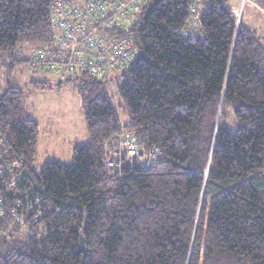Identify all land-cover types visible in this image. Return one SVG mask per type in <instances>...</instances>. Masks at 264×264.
<instances>
[{"label": "trees", "instance_id": "16d2710c", "mask_svg": "<svg viewBox=\"0 0 264 264\" xmlns=\"http://www.w3.org/2000/svg\"><path fill=\"white\" fill-rule=\"evenodd\" d=\"M52 2L0 0V264H264V38L228 0H139L116 29L137 50L130 67L54 83L73 82L88 140L69 163L38 164L39 125L13 76L22 63L49 72L29 59L53 39ZM126 133L158 156L119 160Z\"/></svg>", "mask_w": 264, "mask_h": 264}, {"label": "built area", "instance_id": "2783aa9c", "mask_svg": "<svg viewBox=\"0 0 264 264\" xmlns=\"http://www.w3.org/2000/svg\"><path fill=\"white\" fill-rule=\"evenodd\" d=\"M253 1L241 0L242 3ZM138 9L139 0H53L50 18L53 39L33 49L29 67L48 70L61 79L89 74L100 80L120 73L131 66L138 54L132 39L117 34L116 29L131 23ZM198 9L192 5L189 11L194 30ZM232 13L238 22L240 13L237 10ZM114 151L113 155L119 160L138 157L144 164L159 154L154 147L142 151L128 133L121 135ZM16 164L12 161L10 166ZM106 166L114 167L117 163L109 158Z\"/></svg>", "mask_w": 264, "mask_h": 264}, {"label": "rangeland", "instance_id": "374dc122", "mask_svg": "<svg viewBox=\"0 0 264 264\" xmlns=\"http://www.w3.org/2000/svg\"><path fill=\"white\" fill-rule=\"evenodd\" d=\"M259 1L262 4L258 6L242 3L241 0H228V4L231 10L235 9L240 13L238 22L240 21L244 27L263 38L264 9L262 7H264V2ZM31 51L32 49H29V52ZM13 78H15L16 85L24 90L29 114L37 120L39 125L37 163L42 164L44 161L51 160L52 151L56 152L54 157L57 160L64 163L71 162L73 147L88 140L80 98L74 89L73 82L62 83L61 88L57 90L54 83L59 79L58 74L33 73L26 63L16 66ZM4 79L5 76L0 78L2 88ZM32 79L46 80L50 83V88L34 89L29 84ZM106 88L113 105L120 108L121 100L116 91V81L107 80ZM227 117L228 120H233L232 112L228 113ZM119 118L122 122L127 120L126 116L121 113Z\"/></svg>", "mask_w": 264, "mask_h": 264}, {"label": "crops", "instance_id": "0c3cea01", "mask_svg": "<svg viewBox=\"0 0 264 264\" xmlns=\"http://www.w3.org/2000/svg\"><path fill=\"white\" fill-rule=\"evenodd\" d=\"M258 1L259 0H257V2H255V0L253 1V2H251L250 4H252V5H255V6H258V5H260V4H258ZM263 2H264V0H263ZM255 3H257V4H255ZM263 9H264V7H262ZM233 10H235V9H233ZM232 10V11H233ZM264 38V37H263ZM38 139H39V136H38ZM56 155V152H54V151H52L51 152V156H52V158L51 159H56L54 156Z\"/></svg>", "mask_w": 264, "mask_h": 264}, {"label": "water", "instance_id": "95a60500", "mask_svg": "<svg viewBox=\"0 0 264 264\" xmlns=\"http://www.w3.org/2000/svg\"><path fill=\"white\" fill-rule=\"evenodd\" d=\"M237 23H238V22H237ZM82 246H83V241H82V238L80 237V242H79L80 250L82 249Z\"/></svg>", "mask_w": 264, "mask_h": 264}]
</instances>
